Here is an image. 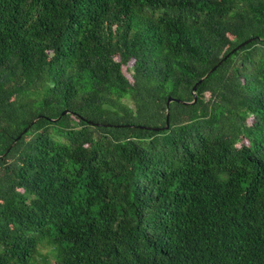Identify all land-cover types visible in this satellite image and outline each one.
Returning a JSON list of instances; mask_svg holds the SVG:
<instances>
[{"label":"trees","instance_id":"obj_1","mask_svg":"<svg viewBox=\"0 0 264 264\" xmlns=\"http://www.w3.org/2000/svg\"><path fill=\"white\" fill-rule=\"evenodd\" d=\"M0 264H264V0H0Z\"/></svg>","mask_w":264,"mask_h":264},{"label":"water","instance_id":"obj_2","mask_svg":"<svg viewBox=\"0 0 264 264\" xmlns=\"http://www.w3.org/2000/svg\"><path fill=\"white\" fill-rule=\"evenodd\" d=\"M252 40V38L251 39H248L247 41H245V42H243L241 45H243V44H245V43H247V42H249V41H251ZM241 45H239L238 47H240ZM237 49V48H236ZM217 68V66H215L213 69H212V71L213 70H215ZM203 80V78L200 80V81H202ZM196 90H197V85H195L194 86V94H195V96H196V98L195 99H197V93H196ZM172 100H174V98L173 97H170L169 98V100H168V105L171 103V101ZM67 111H65L64 113H66ZM167 122H169V113H168V117H167ZM168 126V125H167ZM28 128H26L25 130H27Z\"/></svg>","mask_w":264,"mask_h":264}]
</instances>
